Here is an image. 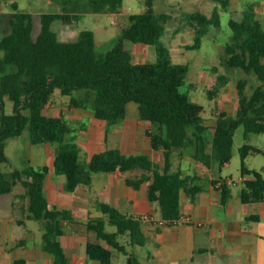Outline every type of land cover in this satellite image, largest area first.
<instances>
[{
	"label": "trees",
	"instance_id": "trees-1",
	"mask_svg": "<svg viewBox=\"0 0 264 264\" xmlns=\"http://www.w3.org/2000/svg\"><path fill=\"white\" fill-rule=\"evenodd\" d=\"M155 0H144V9L128 14V25L122 28L113 45L104 52L96 50L94 34L84 29L75 40H60L51 28L54 20L70 22L84 11H116L122 0H61V10L42 12L40 28L33 34L32 16L12 4L10 31L0 38V162L7 161L4 151L6 139L20 135L27 128L33 144L55 143L57 151L51 164L56 174L65 176L63 188L74 191L79 185H89L94 172L136 171L125 182L131 187L147 183V198L155 202L160 217L172 224L179 217L180 192L190 198L201 190L197 172L184 174L171 170L170 154L193 144L192 158L209 167L213 161L227 163L231 156L233 133L240 123L244 135L264 131V27L251 9L243 10L238 19L229 18L231 41L226 44L227 64L252 72L259 84L247 95L245 81L237 83L238 116L220 111L208 136V125L201 117L202 106L189 99L181 90L189 69L187 63L172 60L169 50L160 40L167 13H156ZM222 9L230 0H214ZM220 10L215 7L210 15L195 10L185 13L194 28L192 44L198 48L210 25L219 24ZM136 42L153 45L155 60L133 61L132 47ZM63 94L83 90L93 96L91 110L97 119L110 124L124 118L130 105L136 107L141 119L154 125L149 133L151 146L161 150L164 161L157 165L147 154H124L118 148L93 153L86 163L79 157L75 142L67 141L70 127L62 115L48 114L46 109L53 91ZM212 97L213 90H209ZM12 102V112L5 113L4 102ZM73 104H77L71 98ZM83 106V104H82ZM240 173L243 186L239 197L246 202H264V175L245 164L249 154L264 151L255 145L240 146ZM48 166L23 170L0 169V195L11 191L20 182L28 196V210L32 217L43 220V248L53 264H68L57 236L63 233L62 220H72L71 212L62 207H49L44 194V179ZM219 191L220 201L230 196L228 178L211 179ZM102 212L115 231H107L103 218H93L87 224L95 232L97 241L88 240L86 252L99 264H112L111 249L124 250L117 235L128 231L132 242L142 244L141 216H126L109 204H101ZM256 215L246 219H256ZM104 241L105 245L99 241Z\"/></svg>",
	"mask_w": 264,
	"mask_h": 264
},
{
	"label": "crops",
	"instance_id": "crops-1",
	"mask_svg": "<svg viewBox=\"0 0 264 264\" xmlns=\"http://www.w3.org/2000/svg\"><path fill=\"white\" fill-rule=\"evenodd\" d=\"M3 23L7 21L0 17V38L10 31V24L5 26ZM81 108L76 107L73 118L92 115L93 124L91 129H73L69 138L78 139L86 147L93 142H103L105 147L99 151L118 148L124 154H147L157 165L163 164L161 150L151 146L149 133L154 130V125L141 119L135 106L130 105L124 118L114 124L102 122L93 111ZM177 153L173 150L170 157ZM177 155L181 158L175 164L171 162V170L179 169L184 174L197 172L200 178L208 180L205 185L201 184V190L193 198L184 191L180 192V212L189 215L191 220L158 226L143 219L140 223L145 237L143 243L132 242L128 231L119 233L116 238L124 250L109 247L112 264H264V202L244 203L239 196L230 194L222 204L219 191L210 182L214 177L204 171L206 166L192 155ZM188 156L190 160L185 158ZM183 164L185 168L195 166L196 169L189 172L182 167ZM39 167L42 166L35 165V168ZM48 167L44 179L48 205L66 208L72 216V220H62L63 233L57 236L68 264H99L86 252L87 241H97L95 232L87 224L90 219L101 217L105 221V230L108 225L114 228L107 231L116 230L102 212V203L113 206L126 216L138 217L148 213L161 218L156 203L147 198V183L134 188L125 182L126 178L135 176L136 171L105 172L97 181L91 175L89 185H79L71 192L74 200L69 203L72 207H68L56 202L57 195L62 192L55 184L56 175L61 174ZM47 184H52V194L48 192ZM15 185L19 186L16 191L12 193L11 189L0 195V264H53L52 256L43 248V220L31 216L25 187L20 182ZM250 215L257 218L246 219ZM33 220L40 223L41 233L37 232ZM99 242L105 245L104 241Z\"/></svg>",
	"mask_w": 264,
	"mask_h": 264
},
{
	"label": "rangeland",
	"instance_id": "rangeland-1",
	"mask_svg": "<svg viewBox=\"0 0 264 264\" xmlns=\"http://www.w3.org/2000/svg\"><path fill=\"white\" fill-rule=\"evenodd\" d=\"M12 4H15L19 10L27 11L31 14L34 35L40 28V14L42 12L61 10L63 6L61 0H0V17L7 21L6 24L3 23L5 26L10 24L9 18L12 17L14 12ZM215 7L220 10L219 24L208 27L198 48H188L187 46L193 42L194 28L186 20L185 13L198 10L206 15H210ZM143 9L144 0H122L121 6L116 11H84L78 19L70 22L54 20L51 23V28L57 33L58 38L64 41L75 40L82 30L89 29L94 34L96 50L104 52L113 45L122 28L128 25V14L139 12ZM246 9L253 10L255 18L259 19L264 27V0H230L227 9H222L214 0L154 1L155 12L157 14L167 13L169 16L163 24L164 32L160 40L167 46L173 61L188 64L189 69L181 90L188 94L191 101L202 106L201 117L203 118V122L208 125V136H211L213 132V125L220 111H224L233 117L239 115L238 81H245V92L247 95L259 84V80L252 72H245L238 67L229 66L226 62L227 53L225 48L226 44L231 41L232 36L228 20L229 18L238 19L243 10ZM132 52L133 60L139 62L153 61L156 57L154 46L141 42L133 44ZM209 90H213L212 97ZM71 98H74L77 104H73ZM92 99L93 96L90 93H85L83 90L74 91L71 94H63L59 88H55L46 109L47 113L62 115L67 121L71 132L67 133L66 140L76 143L80 160L84 163L88 161L92 153L105 147L103 142H93L90 147H86L78 139L69 138L73 129L77 131L82 130L83 127L91 129L94 120L92 115L86 114L76 119L72 115L76 107H82V110H84L83 108L91 110ZM3 110L5 113L12 112V102L9 99L5 100ZM130 110L135 111L134 108ZM70 116L72 119L69 118ZM243 143L255 145L264 151V131L250 133L245 136L244 127L239 123L233 133L229 161L222 165H219L217 161H213L204 170L216 179L228 178L230 181V194L233 197L239 196L240 189L243 186L240 173L241 158L239 151ZM175 150L182 156L191 155L194 146L193 144H189L184 148ZM4 151L7 161L0 162V169L3 171L22 170L29 165L33 167L35 165L51 166L57 151V145L49 142L33 144L29 139V131L25 128L20 135L6 139ZM177 154L171 155V162L174 164L181 158ZM185 158L190 160L191 157ZM245 164L248 168L260 171L264 175V156L262 153L258 152L247 155ZM182 167L185 168L186 165L183 164ZM185 169L193 172L196 168L195 166L189 168L187 166ZM100 174H105V172L92 173L93 180L97 181L99 176L103 177ZM56 176L57 181L55 184L62 191L60 195H57L56 202L72 207L69 203L74 200V197L71 192L63 188L65 176ZM198 181L202 185L208 182L204 177ZM17 188L19 186L14 185L11 192L13 193V190L16 191ZM47 188L49 193L54 192L52 184H47ZM91 200L93 201L94 198L92 197ZM33 222H35L33 225L37 226V230H39L37 232L41 233L40 223L34 220ZM113 228L110 225L106 226L107 230ZM121 256L124 257V255Z\"/></svg>",
	"mask_w": 264,
	"mask_h": 264
},
{
	"label": "built area",
	"instance_id": "built-area-1",
	"mask_svg": "<svg viewBox=\"0 0 264 264\" xmlns=\"http://www.w3.org/2000/svg\"><path fill=\"white\" fill-rule=\"evenodd\" d=\"M228 183H230L229 180H228ZM141 218L145 219V220H149L152 224L158 225V226H162V225L166 224L164 219H162V218L157 219L152 214H148V213L141 215ZM190 220H191V217L189 215L181 213L179 215V217L173 221V223L178 222V221H187L188 222ZM196 224L201 225V222H196Z\"/></svg>",
	"mask_w": 264,
	"mask_h": 264
}]
</instances>
